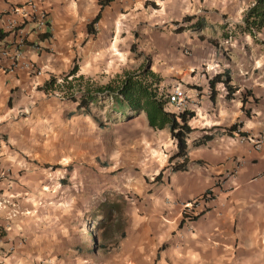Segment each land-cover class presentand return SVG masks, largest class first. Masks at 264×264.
Here are the masks:
<instances>
[{
  "label": "crops",
  "instance_id": "1",
  "mask_svg": "<svg viewBox=\"0 0 264 264\" xmlns=\"http://www.w3.org/2000/svg\"><path fill=\"white\" fill-rule=\"evenodd\" d=\"M220 1V6L233 15L240 9L242 14L255 0ZM26 2L0 0V29L10 32L5 39L0 38V222L7 230L0 235V264H60L46 225L36 224L35 218L43 210L27 188L35 189L38 180L36 171L24 166L21 153L30 152L29 139L36 135L35 122L41 117L55 123L63 113L74 121L85 122L81 129L87 127L91 131L98 126L93 116L78 111L77 103L64 98L53 102L55 99L48 98L40 87L49 76L68 71L74 63L79 74L98 75L102 57L123 60L132 53L134 43L145 53L157 54L159 49L146 48V36L136 32L142 25L157 20L159 10L174 7L184 11L193 1L44 0L40 8L48 13V28L40 32L34 24L28 25L25 40L34 45H21L8 26L17 17L12 6ZM99 13L94 33H90L89 25ZM44 32L51 36L41 39ZM156 44L153 46L160 48ZM257 60L262 79L244 77L239 82V93L245 88L253 91L254 97L247 98L250 113L244 112L239 94L232 100L224 95L213 100L207 89L199 91L201 96L191 94L192 99L197 95L199 100L197 108L190 107L196 112L190 123L197 129L188 141L189 156L193 162L202 163L191 164L187 170L163 171L161 180L151 184L153 191L141 200L145 222L130 227L114 256L89 258L88 264H264V56ZM32 66H39L44 73L35 74ZM154 69L161 70L158 66ZM223 71L215 70L214 75ZM231 75L233 83L241 76H234L233 72ZM191 90L198 93L197 89ZM234 101L238 105H232ZM139 116L112 127H131L138 119L148 125L145 113ZM236 122L241 123L239 130L247 135L238 130L232 134L223 132ZM212 126H217L211 132L213 139L194 145L193 141L200 140L202 129ZM241 136L260 138V145L241 142ZM176 149L172 145L171 154ZM167 163L165 159L155 174ZM210 187H215L216 197L197 206L196 213L203 212L196 220H185L180 226L184 204L196 200ZM15 201L18 208L9 204ZM7 217L16 218L10 221L4 219Z\"/></svg>",
  "mask_w": 264,
  "mask_h": 264
},
{
  "label": "rangeland",
  "instance_id": "2",
  "mask_svg": "<svg viewBox=\"0 0 264 264\" xmlns=\"http://www.w3.org/2000/svg\"><path fill=\"white\" fill-rule=\"evenodd\" d=\"M192 1L193 4L184 11L174 7L159 10L157 20L142 25L136 32L138 36L140 32L146 36V48L155 51L159 49L157 54L149 53L151 51L145 53L138 43H134L129 57L123 60L102 57V71L98 75L87 77L106 83L117 74L138 69L148 61L151 69L163 78L160 84L162 92H170L173 87L180 86L189 96L192 93L201 96L199 91L204 89L208 90L207 94L210 93L208 77H213L215 70L230 69L234 76L240 74V78L235 81L237 84L244 77L250 80L260 78V72L257 71L260 68L257 69L256 66L257 59H263L264 56V31L258 35V42L248 35H238L231 42L221 36L223 25L232 26L242 22L246 8L242 14L240 9L230 15L220 6V0H208L207 5L205 0ZM152 11L155 17V11ZM191 16L196 18L190 22L187 18ZM200 19L205 20L209 27L202 31L192 30L189 26ZM181 26L186 30L179 33L176 29ZM215 40L219 42V48L212 43ZM154 44L161 49L155 48ZM74 66H78L77 63L68 71L57 74L59 81ZM156 66L161 70L156 71ZM261 70L264 77V68ZM39 71L44 73L37 66L36 72ZM192 88L197 89L198 93L193 92ZM218 89L219 98L221 95L226 96L227 89L223 84H219ZM236 94H239L241 103L245 105L244 112L250 113L247 98L254 97L252 89L245 88ZM199 96H193L195 100L190 98L198 104ZM47 97L55 99L53 102L63 98L59 92L47 94ZM233 98L236 99L235 96ZM112 102V99L101 100L91 106L98 126L91 131L87 127L81 129L85 122L74 121L63 113L55 123L39 118L35 122L36 135L29 139L30 152L21 153L24 166H30V171L34 169L38 180L35 189L27 188L37 197L36 205L43 210L35 218L36 224L46 225L60 264H88L89 258L108 259L119 252L120 244L128 236L130 227H139L145 222L141 200L153 191L151 184L158 174L155 173L160 164L165 159L169 161L173 145L169 131L154 130L140 119L131 127H123L122 124L112 127L116 123L126 122L122 115L110 113ZM232 105L238 104L234 101ZM62 106L64 105L58 107L63 109ZM169 107L174 109V106ZM138 117L140 118L137 116L133 119ZM98 119L103 122V126H100ZM29 129L33 132L32 126ZM204 130L202 129L200 137L212 132L210 128ZM116 195H124L128 201L126 236L112 234L98 227L102 218V204ZM10 197L14 198L13 195ZM9 204L18 208L17 201ZM15 218L4 219L11 221ZM0 228V235H5L7 230L1 222ZM95 240L98 242L96 248L93 246Z\"/></svg>",
  "mask_w": 264,
  "mask_h": 264
},
{
  "label": "trees",
  "instance_id": "3",
  "mask_svg": "<svg viewBox=\"0 0 264 264\" xmlns=\"http://www.w3.org/2000/svg\"><path fill=\"white\" fill-rule=\"evenodd\" d=\"M100 17L101 13L90 23V33H94L93 25L99 21ZM195 18L196 16H191L187 18V20L191 22ZM189 27L192 30L202 31L209 27V25L205 20L200 19ZM222 29V38L229 42L236 39L238 35H248L256 42L260 41L258 35L264 31V0H255L253 4L246 9L241 23L232 26L225 24L222 26ZM185 30L186 28L184 26L176 29L179 33ZM8 35H10V32H4L0 29L1 39H5ZM50 36V32L40 34L41 39H47ZM25 43L34 45V43L27 42V40H25ZM212 43L217 48L220 47L217 40L214 42L212 41ZM147 62L138 69L125 70L117 74L106 83L79 74L78 66H74L73 69L63 76L62 81H59L58 76L52 74L40 89L47 94L59 92L66 100L77 103L78 111L84 114H90L93 117H95L91 111V106L93 104L101 100L106 101L107 99H112L113 102L110 107V113L122 115L125 121H129L145 113L148 125L152 129H167L170 133L172 143L177 149L170 155L169 164L154 178V182H159L163 176V171L168 167L174 172L187 170L191 164H200L202 161L197 160L193 162L189 156L188 141L191 134L197 129L190 123L196 116L195 110L187 108L177 111L169 107L170 103L166 96L167 92H162L160 87L163 78L160 74L153 71ZM219 84H223L226 87V97L228 99L233 98L240 90L239 84L233 83L230 69H225L223 72L216 73L213 77H208L209 96L213 100L220 94L218 89ZM256 100L258 99L256 98ZM244 106L243 110H245ZM108 118H110V116H108ZM98 121L100 122V126H103V122L99 119ZM240 124L241 123L236 122L230 127H225L223 132L232 134L234 131L238 130L241 135H247V132L239 130ZM214 127L216 126L210 128L211 131ZM212 139L213 134L208 132L201 136L199 141H193V143L194 145H200ZM127 202L124 195H116L113 199L106 200L101 207L102 218L99 220V229L103 231L108 230L112 234L119 233L122 236H126ZM202 212L191 216V219L196 220ZM184 222L185 217L182 219L180 226H183ZM93 246L94 248L98 246L96 240Z\"/></svg>",
  "mask_w": 264,
  "mask_h": 264
},
{
  "label": "built area",
  "instance_id": "4",
  "mask_svg": "<svg viewBox=\"0 0 264 264\" xmlns=\"http://www.w3.org/2000/svg\"><path fill=\"white\" fill-rule=\"evenodd\" d=\"M44 0H27L23 6H12L11 11L17 16L11 19L9 22V29L12 33L19 37V44L25 43V36L27 35L28 25L34 24L35 29L38 31H43L49 26V16L44 9L40 8ZM25 24V25H24ZM37 66H32V70L36 72ZM36 74H41L39 71ZM167 98L171 106L174 109L181 111L184 109H189L195 106L194 100H192L186 90L183 87L175 86L170 92H167ZM241 142L252 141L256 142V145H260V138L255 140L249 136H241ZM216 197L215 187H210L207 189L199 198L194 201L184 204L183 216L185 220L192 221L191 216L196 215L197 206L200 204H207ZM1 231V228H0Z\"/></svg>",
  "mask_w": 264,
  "mask_h": 264
},
{
  "label": "clouds",
  "instance_id": "5",
  "mask_svg": "<svg viewBox=\"0 0 264 264\" xmlns=\"http://www.w3.org/2000/svg\"><path fill=\"white\" fill-rule=\"evenodd\" d=\"M189 97H190V96H189ZM189 109H190V108H189ZM168 168H169V167H168ZM166 169H167V168H166ZM166 169H165V170H166ZM165 170H164V171H165ZM170 170H171V169H170ZM171 171H172V170H171ZM183 218H184V216H183Z\"/></svg>",
  "mask_w": 264,
  "mask_h": 264
}]
</instances>
